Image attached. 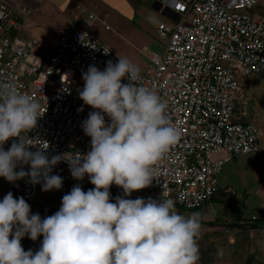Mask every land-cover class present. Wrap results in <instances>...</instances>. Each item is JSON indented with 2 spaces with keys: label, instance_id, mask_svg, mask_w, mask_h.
I'll return each mask as SVG.
<instances>
[{
  "label": "built area",
  "instance_id": "1",
  "mask_svg": "<svg viewBox=\"0 0 264 264\" xmlns=\"http://www.w3.org/2000/svg\"><path fill=\"white\" fill-rule=\"evenodd\" d=\"M257 5V0H157V12L171 24H157L158 36L166 39L163 51L150 52L149 64L136 84L153 89L166 102L167 116L181 136L155 165L157 178L149 187L125 196L113 184L111 202L118 196L158 201L163 197L172 199L175 208L199 209L205 202L210 205L226 163L259 151L263 141L259 127L242 120L245 112L236 109L243 98L239 79L264 77V18L257 14ZM31 12L24 4L0 0V86L12 85L41 106L43 115L36 127L21 133L28 144H34L28 146L30 151L42 150L49 158L84 156L91 150V137L82 122L98 110L79 96L85 83L82 75L90 65L103 71L108 61L116 64L119 58L96 35L98 18L89 12L61 32L52 53L43 59L15 36ZM121 83L131 82L124 77ZM105 121L111 122L106 114ZM18 139L10 138L3 147L10 148ZM23 169L30 171V165ZM51 174L63 178L61 192L68 191L69 181L77 180L63 160ZM82 180L91 184L87 174ZM21 184L25 197L42 189L41 183L32 184L27 176ZM260 219L264 220V202L249 222Z\"/></svg>",
  "mask_w": 264,
  "mask_h": 264
},
{
  "label": "clouds",
  "instance_id": "2",
  "mask_svg": "<svg viewBox=\"0 0 264 264\" xmlns=\"http://www.w3.org/2000/svg\"><path fill=\"white\" fill-rule=\"evenodd\" d=\"M124 77L131 83L122 84ZM82 78L79 96L98 111L82 122L91 150L71 158L29 150L34 144L21 133L36 127L41 106L12 85L0 86V177L15 182L27 176L32 184L41 183L42 191L59 190L63 178L51 173L63 160L74 179L87 174L95 186L85 192L75 185L62 197L59 210L43 219L31 214L23 197L7 193L0 201V264H198L200 213L180 214L175 202L163 197L118 196L115 202L110 197L113 184L130 196L157 178L155 165L181 136L167 116L166 102L153 89L136 84L140 68L126 57L116 64L108 61L103 71L90 65ZM13 137L18 141L5 150ZM25 164L30 171H24ZM25 235L33 241L43 236L39 250H24Z\"/></svg>",
  "mask_w": 264,
  "mask_h": 264
},
{
  "label": "rangeland",
  "instance_id": "3",
  "mask_svg": "<svg viewBox=\"0 0 264 264\" xmlns=\"http://www.w3.org/2000/svg\"><path fill=\"white\" fill-rule=\"evenodd\" d=\"M257 1V14L264 18V0ZM95 14L98 16L94 24L96 35L118 58L126 57L140 71L147 68L150 52L163 51L166 39L158 36L156 26L160 21L167 24H171V21L156 11L154 0H142L138 14L131 19L111 11L96 10ZM239 86L243 98L236 104L237 113L245 112L242 120L253 122L259 127L263 141L257 153L235 156L223 166L218 174L220 189L216 193L220 197L212 200V206L219 212L228 208L223 204L227 202L224 200L228 195L232 197L245 183L251 191L254 190L255 196L249 195L246 206L242 198L235 196L232 207L233 216L241 210L240 214L247 219L264 202V191H261L264 190V77L240 78ZM227 186L232 188L233 193H225ZM256 195L263 200L258 207ZM193 211L197 209L189 210ZM232 227L228 225L216 230L201 228L198 264H264V226L261 230L245 226Z\"/></svg>",
  "mask_w": 264,
  "mask_h": 264
},
{
  "label": "crops",
  "instance_id": "4",
  "mask_svg": "<svg viewBox=\"0 0 264 264\" xmlns=\"http://www.w3.org/2000/svg\"><path fill=\"white\" fill-rule=\"evenodd\" d=\"M8 5H26L32 9V12L23 19V28L15 32V36L23 41H25L30 50L46 59L53 51L56 42L65 28L72 27L78 23V21L84 17L89 12L95 14V11H111L116 14H121L129 19L133 18L138 14V6L142 0H1ZM156 3L157 11V0ZM96 15V14H95ZM97 16V15H96ZM165 16V14H164ZM166 17V16H165ZM98 18V16H97ZM162 22V21H160ZM159 22V23H160ZM113 52V51H112ZM114 53V52H113ZM4 148V147H3ZM8 150L9 148H4ZM18 166L16 171H19ZM79 185L83 191L87 192L89 189L94 188L91 184L83 180H73L68 182V191L61 192L60 190H50L42 191V189L34 196L25 197L23 195L21 179L15 182H8L3 177H0V201L3 200L4 196L12 192L14 198L23 197L25 201L30 205L31 214L39 213L41 218L53 215L59 210L62 202V197L69 193L71 189ZM231 189L230 193H227V189ZM220 189V187H219ZM218 189V191H219ZM217 191V192H218ZM225 193H233L232 188L227 186L224 189ZM216 192V193H217ZM211 197L210 205L213 212L210 210V205L205 202L200 206L197 211L189 212V210L194 209H184L182 207H176L178 213L185 216H190L193 213L201 214L202 228L218 229L219 227H224L231 225L232 229L236 227H250L253 229L263 228V219L255 223H250L249 218L245 219L240 211H237L233 216V198H242L243 205L246 206L248 203V197L250 194H254V190L251 191L250 188L243 183L242 187L236 190L234 195H228L226 204L228 208H224L223 211H218L212 206V200L214 198H219L217 194ZM256 198L258 201L257 207L263 201L259 197ZM223 201V200H221ZM218 205V204H217ZM209 212V213H208ZM239 213V214H237ZM233 217V219H232ZM11 238V237H10ZM43 236H39L37 240H31L27 235L21 239V245L25 251L32 249L34 252L39 250Z\"/></svg>",
  "mask_w": 264,
  "mask_h": 264
}]
</instances>
